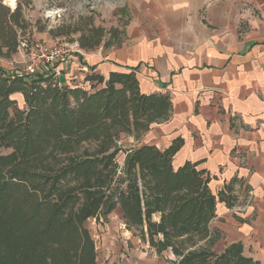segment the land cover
Here are the masks:
<instances>
[{
  "label": "trees",
  "instance_id": "trees-1",
  "mask_svg": "<svg viewBox=\"0 0 264 264\" xmlns=\"http://www.w3.org/2000/svg\"><path fill=\"white\" fill-rule=\"evenodd\" d=\"M28 25L21 1L10 10L0 0V57L27 41ZM71 28L81 31L83 49L99 45L105 33L86 23ZM119 32L112 27L104 45ZM83 79L61 83L46 64L31 74L0 65V264H97L85 222H100L117 207L125 228L158 254L170 251L173 264H259L240 241L215 248L220 233L210 223L217 201L234 205L231 182L214 194L197 163L174 167L181 139L164 149L120 143L122 134L138 139L166 118L169 97L141 92L132 70ZM13 93L22 95L23 107Z\"/></svg>",
  "mask_w": 264,
  "mask_h": 264
},
{
  "label": "crops",
  "instance_id": "crops-1",
  "mask_svg": "<svg viewBox=\"0 0 264 264\" xmlns=\"http://www.w3.org/2000/svg\"><path fill=\"white\" fill-rule=\"evenodd\" d=\"M122 5L125 22L104 56L78 51L80 63L62 60L53 69L64 84H79L68 80L76 66L84 75L132 70L141 92L166 94L167 117L133 138L135 145L164 149L181 139L174 167L197 163L214 194L231 182L234 205L217 201L210 223L220 233L215 248L240 241L264 264V0Z\"/></svg>",
  "mask_w": 264,
  "mask_h": 264
},
{
  "label": "rangeland",
  "instance_id": "rangeland-1",
  "mask_svg": "<svg viewBox=\"0 0 264 264\" xmlns=\"http://www.w3.org/2000/svg\"><path fill=\"white\" fill-rule=\"evenodd\" d=\"M2 1L10 10L14 9L19 1L22 2L23 15L29 23L22 39L27 40L25 43L28 45L36 41L47 44L68 43L67 53L60 56L52 65H48L49 67L67 59L80 63L75 55L78 51L88 54L89 57L96 53L98 55V52L104 56L109 48L104 45V41L109 38V30L112 27H117L120 30L125 22L122 5L125 0H29V3H25L26 0H14V3L10 0ZM85 23L105 28L101 43L91 49L79 47L77 38L81 31H72L71 28L74 25H85ZM37 26H44V30H37ZM51 29L53 31L50 33ZM27 62L28 47L26 48L25 45H21L17 52L7 58L0 57V65L6 70L25 72ZM42 66L45 64H40V67ZM76 68L73 69L74 73L72 71L69 75L75 77L68 80L83 84L84 74ZM59 80L64 83L65 75H61ZM12 97L16 100L17 105L23 107L22 97L19 94L15 93ZM131 136L133 135L122 134L120 140L122 146L130 147V145L136 144L133 140L134 136ZM117 159L122 162V154H119ZM120 216V209L117 207L100 222L93 218H88L85 222L95 242L97 264H173L171 262L173 255L170 251L166 250L161 255L156 254L150 245H146L139 236L125 228Z\"/></svg>",
  "mask_w": 264,
  "mask_h": 264
},
{
  "label": "built area",
  "instance_id": "built-area-1",
  "mask_svg": "<svg viewBox=\"0 0 264 264\" xmlns=\"http://www.w3.org/2000/svg\"><path fill=\"white\" fill-rule=\"evenodd\" d=\"M21 45H26L24 42ZM28 47V62L25 66L26 73H33L40 64L52 65L58 58L68 51L66 44H47L45 42H31Z\"/></svg>",
  "mask_w": 264,
  "mask_h": 264
},
{
  "label": "bare ground",
  "instance_id": "bare-ground-1",
  "mask_svg": "<svg viewBox=\"0 0 264 264\" xmlns=\"http://www.w3.org/2000/svg\"><path fill=\"white\" fill-rule=\"evenodd\" d=\"M11 2H13L14 0H10ZM14 3V2H13Z\"/></svg>",
  "mask_w": 264,
  "mask_h": 264
}]
</instances>
